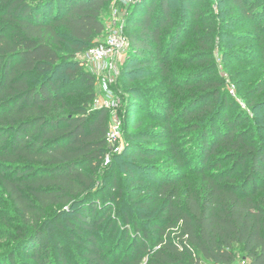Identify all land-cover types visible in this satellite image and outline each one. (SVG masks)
<instances>
[{"label": "trees", "instance_id": "16d2710c", "mask_svg": "<svg viewBox=\"0 0 264 264\" xmlns=\"http://www.w3.org/2000/svg\"><path fill=\"white\" fill-rule=\"evenodd\" d=\"M199 1L186 2L194 20ZM229 1L257 21L256 31L264 36L257 2ZM110 2L0 0V187L24 227H31L18 233V244L33 264H235V247L248 264H264L263 134L240 128L226 115L223 125L214 124L227 107L220 78L191 84L172 80L169 45L165 55L159 51L166 31L172 32L170 43L180 33L177 24L169 29L168 0L136 4L128 17L137 29L128 35L130 47L139 60L150 53L168 91L182 88L190 91L188 97L200 92L202 103L175 112L177 100L167 92L168 99L151 104L161 126L130 137L127 147L135 149L126 155L144 156L145 147L136 141L159 137L158 147L149 148L165 144L167 150L158 151L171 154L175 164L156 174L148 165H137L152 174L144 176L151 185L140 192L147 193L144 198L132 202L134 210L122 207L126 194L116 168L102 174L110 147L109 111L92 107L95 76L66 60L60 49L65 44L80 53L102 38L101 14ZM198 45L196 55H205L210 43L202 39ZM180 122L185 126L176 133ZM181 130L191 133L193 143L183 155ZM127 172L131 178L136 173ZM153 175L160 182L152 183ZM114 206L125 212L111 244L119 221L118 215L108 216ZM7 257L13 264L14 253Z\"/></svg>", "mask_w": 264, "mask_h": 264}, {"label": "rangeland", "instance_id": "374dc122", "mask_svg": "<svg viewBox=\"0 0 264 264\" xmlns=\"http://www.w3.org/2000/svg\"><path fill=\"white\" fill-rule=\"evenodd\" d=\"M168 1L172 13V23L169 29L174 28L177 24L180 33L170 43L168 38L172 32L166 31L159 51L160 56L165 55L169 45L167 63L172 72V80L175 83L191 84L198 79L212 76L220 78L226 92L227 107L225 113L223 111L215 119L214 124L223 125L224 120L222 118L226 115L230 120L236 121L244 130L250 129L255 132L256 128L260 129L263 134L262 140H264V36L256 31V25H259L257 21H251L242 16L229 0H200L198 2L199 17L195 20L191 13L186 10V2L195 5V0ZM255 1L259 5L260 14L264 15V0ZM143 2L147 3L150 0H111L105 6L101 14L105 24V32H109L112 27L119 28L121 34L128 41V46L123 53L119 57L113 58L111 62L104 61L98 64L88 59L87 50L75 53L65 44H62L60 49V53L66 60L81 63V68L84 71L95 76L94 91L96 97L106 98L111 104L108 108L109 122L111 123L115 118H119L123 122L121 141L118 143L122 150L112 155L109 152L111 162L110 164H101V172L107 175L111 167L116 168L119 175L118 181L124 187L126 194V203L121 206L133 207V210L135 208L132 202L144 198L147 193L142 194L140 192L151 185L150 181L144 179V176L152 174L150 171H141L142 168L137 167V165H148L154 169V174L159 169L166 171L175 167L171 154H160L158 151L167 150L165 144L158 150L149 148L158 145L162 140L159 137H152L135 143L142 144L145 147L142 148V151H147L145 155L153 154V157H146L145 155L131 157L123 153L134 151L133 145L127 147L132 135L149 129H157L161 126L155 119L158 117V113L155 111L156 109L151 108V104L157 100L168 99L167 92L170 97L177 100L173 105L175 112H178L182 105L199 106L202 103L199 96L200 92L191 95L193 97H188L190 91H182V88H178V91H168L166 81L156 74V65L153 61H149L150 53L144 57L147 60L135 58L128 35L137 29L132 28L128 17L136 4ZM155 5H158V2ZM114 10H118L120 14L119 20L116 22L111 17ZM180 19L181 23H179ZM202 39L210 43L209 49L205 51L203 56L196 55L200 50L198 43ZM199 58L202 59L199 61ZM139 61L141 62L138 63ZM109 63H111V68ZM209 70L211 73H208ZM107 76L112 77L110 81L106 79ZM106 94H109L110 97ZM195 97L197 98L194 99ZM184 124L185 122H180L175 125L176 133L178 129L185 126ZM177 136L182 137V140L178 141L180 142V154L183 155L191 151L193 146L191 133L181 130ZM128 169L135 170L136 173L133 178L129 176ZM244 176L245 174L242 173L237 180L240 181ZM151 181H153L152 183L160 182L155 175L151 177ZM259 184L261 185L260 182ZM121 206H114L108 215L111 218L116 217V215L119 217L117 231L111 240V244L116 242L117 236L120 235L123 228L121 218L125 209ZM108 216L103 222L108 220ZM23 224L22 219L12 208L7 194L0 187V264H10L7 262V255L13 253V264H33L27 254V249L21 247L17 242L18 233L22 229L25 231L31 229L30 226L25 228ZM235 249L238 251L235 264H248L239 247H235ZM68 254L71 257L73 252L70 251ZM73 264H76V261Z\"/></svg>", "mask_w": 264, "mask_h": 264}, {"label": "built area", "instance_id": "2783aa9c", "mask_svg": "<svg viewBox=\"0 0 264 264\" xmlns=\"http://www.w3.org/2000/svg\"><path fill=\"white\" fill-rule=\"evenodd\" d=\"M118 10L112 12V20L114 22L119 20ZM128 41L121 34V29L112 27L109 32H106L104 36L96 41V43L87 50L88 59L100 64L104 61H112L113 58L119 57L123 51L127 48ZM98 66V65H97ZM111 68V63H109ZM112 77L107 76L106 79L110 81ZM104 85H106L104 83ZM105 90L107 88L105 86ZM110 97L109 94H106ZM111 106L108 99H101L100 97H94L92 107L95 108H106L108 109ZM123 127V122L119 118H115L110 124L106 133V140L109 143V152L111 155L113 153L120 152L122 150L121 145L118 143L121 141V129ZM107 153L104 157V164H109L111 158L109 157L110 153Z\"/></svg>", "mask_w": 264, "mask_h": 264}]
</instances>
